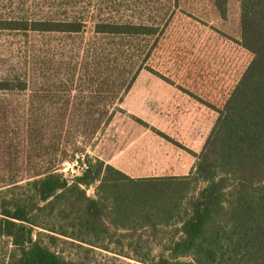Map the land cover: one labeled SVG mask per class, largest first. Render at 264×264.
I'll return each mask as SVG.
<instances>
[{"label":"trees","instance_id":"trees-1","mask_svg":"<svg viewBox=\"0 0 264 264\" xmlns=\"http://www.w3.org/2000/svg\"><path fill=\"white\" fill-rule=\"evenodd\" d=\"M159 2L151 14L140 0L132 20L90 17L81 0H0L5 264H108L86 259L95 250L136 264H264V0ZM164 38L192 55L195 78L232 84L216 106L182 88L217 113L188 175L135 178L86 149L125 114L142 72L173 85L151 65ZM74 163L79 174L59 172Z\"/></svg>","mask_w":264,"mask_h":264},{"label":"rangeland","instance_id":"rangeland-1","mask_svg":"<svg viewBox=\"0 0 264 264\" xmlns=\"http://www.w3.org/2000/svg\"><path fill=\"white\" fill-rule=\"evenodd\" d=\"M139 1L81 0L80 6L90 17L97 14L137 20L143 11ZM159 1L162 0H146L145 10L155 14L161 8ZM8 39V36L1 35L0 45ZM160 45L151 65L173 85L142 72L121 105L125 114L118 116L86 149L87 155L98 157L135 178L188 175L195 163L193 155L202 149L217 113L195 101L182 88L201 95L203 99L207 98L216 106V99L219 101L222 92L232 84L229 79L223 85L217 76L208 74L206 77H209V81L195 78L197 65L190 53H177L172 47L167 49L170 40L166 38ZM1 50L0 76L7 69L3 66L6 58ZM216 85L222 86L221 92L215 87L211 88ZM152 128L167 135L182 148L160 138L151 131ZM80 170V164L74 163L64 164L59 172L71 177L79 174ZM87 195L94 196V189H88ZM10 248V242L0 240V264H5ZM66 253L75 260L85 258L82 251L74 248L66 247ZM86 259L108 264H136L98 250L88 253Z\"/></svg>","mask_w":264,"mask_h":264}]
</instances>
